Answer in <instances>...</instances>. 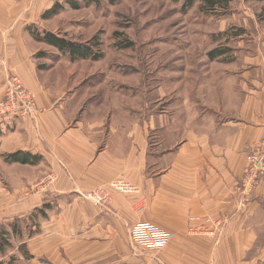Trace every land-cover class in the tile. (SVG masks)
Listing matches in <instances>:
<instances>
[{"label": "crops", "instance_id": "1", "mask_svg": "<svg viewBox=\"0 0 264 264\" xmlns=\"http://www.w3.org/2000/svg\"><path fill=\"white\" fill-rule=\"evenodd\" d=\"M32 59L22 60L16 72L35 94L36 113L0 120V165L11 187L2 195L9 218L48 203L42 208L48 220L40 229H65L67 264H264V242L250 224L264 183L245 204L236 186L246 153L264 136V105L260 111L254 100H241L239 116L218 124L209 111L189 112L195 102L183 98L187 109L181 116L194 127L183 131L178 145L164 147L155 162L153 149L138 140L136 121L123 127L114 117L90 112L85 99L48 91L36 80ZM213 92L209 89L204 105H213ZM15 151L39 159L33 164L3 160ZM115 179L137 191L114 189ZM96 188L110 192L109 206L85 197ZM193 217L226 218V224L221 235L210 236L189 230ZM137 222L158 225L171 237L158 251L137 246L128 234Z\"/></svg>", "mask_w": 264, "mask_h": 264}, {"label": "rangeland", "instance_id": "2", "mask_svg": "<svg viewBox=\"0 0 264 264\" xmlns=\"http://www.w3.org/2000/svg\"><path fill=\"white\" fill-rule=\"evenodd\" d=\"M78 1L74 8L66 0H0V99L7 76L18 75L22 60L33 58L36 80L48 91L85 99L90 112L106 120L114 117L123 127L136 121L138 140L153 149L150 159L155 162L164 147L178 145L183 131L194 127L181 116L187 109L181 105L185 97L195 102L189 112L209 111L218 124L239 116L241 100H254L261 111L264 0H230L214 7L206 0ZM55 2L62 8L42 17ZM36 31L87 43L101 56L71 60L36 40ZM209 89L214 90L212 106L202 103L208 101ZM43 172L36 171V176L41 173L45 179ZM4 174L0 165V228L10 241L0 251V264H67L65 229H40L48 220L42 213L48 203L21 217L5 214L9 203L2 193L11 187ZM254 199L261 206L250 224L264 242V196Z\"/></svg>", "mask_w": 264, "mask_h": 264}, {"label": "built area", "instance_id": "3", "mask_svg": "<svg viewBox=\"0 0 264 264\" xmlns=\"http://www.w3.org/2000/svg\"><path fill=\"white\" fill-rule=\"evenodd\" d=\"M37 105L33 93L27 89L18 75H9L5 81V90L0 99V119L16 115H32L36 113ZM264 176V137L257 142L245 155V165L240 185L237 186L241 204H245L251 192ZM110 185L121 192L129 193L137 189L123 179H115ZM100 207H107L111 194L104 188H96L85 195ZM226 218L193 217L189 222V230L210 236H219L223 232ZM130 241L145 249L158 251L170 239V233L150 222H137L129 227Z\"/></svg>", "mask_w": 264, "mask_h": 264}, {"label": "trees", "instance_id": "4", "mask_svg": "<svg viewBox=\"0 0 264 264\" xmlns=\"http://www.w3.org/2000/svg\"><path fill=\"white\" fill-rule=\"evenodd\" d=\"M67 3L77 8L79 6L78 0H66ZM84 3H94L98 4L101 0H83ZM109 2H114L115 0H108ZM230 0H206V2L214 7L216 5L224 6L229 3ZM62 8V4L55 2L52 7L48 8L42 13V17L46 18L51 15H54L57 13V11ZM34 37L36 40L40 42H44L45 44L49 46L55 47L60 52H64L68 54L69 58L71 60L78 59V58H92V59H98L101 54L95 53L92 51V48L87 43H80L73 40H70L66 38L65 36H60L54 32L51 31H43L42 33L36 31L34 34ZM214 53H211V57H214ZM3 159L6 162H20V163H36L38 161V157L35 155H31L29 152L24 151H15L12 153L4 154ZM41 210V209H39ZM43 210V209H42ZM8 232L4 229L0 228V251H3V249L10 245Z\"/></svg>", "mask_w": 264, "mask_h": 264}]
</instances>
